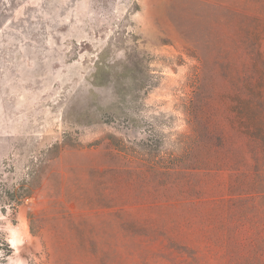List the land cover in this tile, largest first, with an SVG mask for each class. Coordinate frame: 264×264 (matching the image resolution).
Instances as JSON below:
<instances>
[{"label": "rangeland", "instance_id": "1", "mask_svg": "<svg viewBox=\"0 0 264 264\" xmlns=\"http://www.w3.org/2000/svg\"><path fill=\"white\" fill-rule=\"evenodd\" d=\"M263 10L0 0V181L32 191L0 203V264H264L221 202L252 163L228 67Z\"/></svg>", "mask_w": 264, "mask_h": 264}, {"label": "trees", "instance_id": "2", "mask_svg": "<svg viewBox=\"0 0 264 264\" xmlns=\"http://www.w3.org/2000/svg\"><path fill=\"white\" fill-rule=\"evenodd\" d=\"M251 22L254 30L244 43L250 61L240 69L230 65L228 78L233 88L230 110L237 118L239 132L247 139V155L252 163H241L239 169L232 171L230 195L221 202L230 213L231 222L250 233L255 256H264V16L254 17ZM34 175L31 172L27 177L32 180ZM31 195L27 186L8 189L0 181L2 209L20 206Z\"/></svg>", "mask_w": 264, "mask_h": 264}]
</instances>
